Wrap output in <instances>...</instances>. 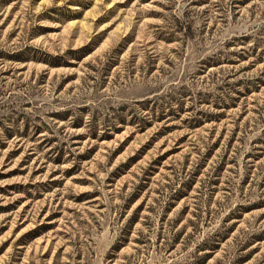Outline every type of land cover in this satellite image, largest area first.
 I'll use <instances>...</instances> for the list:
<instances>
[{
  "label": "rangeland",
  "instance_id": "obj_1",
  "mask_svg": "<svg viewBox=\"0 0 264 264\" xmlns=\"http://www.w3.org/2000/svg\"><path fill=\"white\" fill-rule=\"evenodd\" d=\"M0 264H264V0H0Z\"/></svg>",
  "mask_w": 264,
  "mask_h": 264
}]
</instances>
